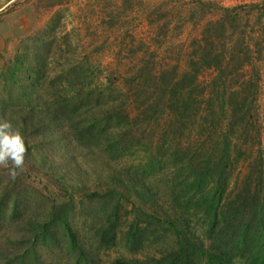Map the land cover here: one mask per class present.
Returning <instances> with one entry per match:
<instances>
[{
  "label": "rangeland",
  "instance_id": "1",
  "mask_svg": "<svg viewBox=\"0 0 264 264\" xmlns=\"http://www.w3.org/2000/svg\"><path fill=\"white\" fill-rule=\"evenodd\" d=\"M226 9H235L238 16L225 14ZM212 22L216 26L223 22L227 28L214 26L222 33V38L214 40V53L221 51L224 42L234 45L244 36L242 48L247 47L251 58L244 65V78L251 83L246 89L256 128L249 131L246 142L250 150L244 157L234 151L229 154L233 165L227 166L219 180L228 186V196L236 184L257 181V166L251 168L250 162L259 157L264 163V0H0V109L7 92L13 95L0 120L12 124L26 147L22 170H17L14 180L8 169L0 167V264H77V260L80 264H169L180 235L166 223L170 217H181L179 227L193 233L196 243L207 241L203 207L191 203L178 212L174 190H179L168 182L174 178L179 183L184 177L185 169L179 166L193 163L190 156L198 152L199 142L203 155L222 156L218 145H223L230 121L223 117L230 113L211 119L207 116L209 101L204 100L207 104L198 109L197 118L208 119H199L203 128L194 130L191 138L192 123L166 120L169 108L163 100L167 93L161 77L167 72L181 76L191 70L189 60L203 29ZM26 55L31 60L41 58L44 77L37 93L25 98L10 84L7 70L17 56ZM198 69L204 86L218 74L215 68ZM69 75H80V82L71 87L79 93L74 104L66 109L51 105L57 90L64 91ZM21 80L27 81L22 75ZM90 87L95 94L115 89L111 95L117 97L116 114L125 104L123 94L138 95L129 110L131 118L136 113L141 116L133 120L137 124L132 130L119 131V152L107 150L106 135L83 132L95 116L104 117L107 112L101 104L108 99L106 91L97 97L99 102H92L86 98ZM240 89L238 85L231 88ZM31 109H35L33 118ZM49 110L56 113L57 120L47 119ZM196 112L191 109L188 114ZM116 114L108 119L109 129L114 124L123 126ZM185 140L192 147L186 159L180 148L177 166L172 153ZM156 157L161 159L160 166L153 165ZM193 196L194 191L189 193ZM63 204L70 205L69 223L78 234L81 250L69 243L70 237L60 227L55 242L49 245L36 235L49 212ZM107 218L117 231L113 246H105L100 238ZM134 222L141 228L138 248L127 242ZM81 251L84 257L80 258ZM197 264L207 263L201 259Z\"/></svg>",
  "mask_w": 264,
  "mask_h": 264
},
{
  "label": "trees",
  "instance_id": "2",
  "mask_svg": "<svg viewBox=\"0 0 264 264\" xmlns=\"http://www.w3.org/2000/svg\"><path fill=\"white\" fill-rule=\"evenodd\" d=\"M229 12L236 13L238 16L235 9H226L225 14H229ZM218 24H222L224 25V29L226 28L225 23L221 22ZM216 25L212 22L203 29L202 38L198 41L195 54H193V57L189 60L190 71L183 73L181 76H179L177 72H167V74L161 77L164 82L163 90H165L168 95H163V100H166L165 104H168L166 106L169 108L168 113H166V116L169 118L166 117V120L173 119L175 122L187 121L192 123L191 129L188 130L191 134V138L194 130L199 128L202 130L203 128V125L198 123L200 118H203L202 120L204 121L208 119L209 116L211 119H216L215 116L217 115L224 112L230 113L228 117H223V119H230V121L227 124L226 132L228 131V134L224 135L223 145H218V150L222 151V156L218 159L215 158L214 153L213 155L209 153H204L207 155H203V153H200L203 149L202 147L199 148L201 143L199 142L195 147L198 152H194L190 156V160L193 161V163L189 164V166H179L177 162L181 157H178L180 148L184 152L182 156L186 159V153L190 152L192 147L191 143H189L190 140L188 142L187 140L183 143L180 142L177 149L172 153L173 163L179 166L180 169H185L184 177L178 179L179 183H174V178L168 182L169 186L172 184L173 190H179H174L175 207L181 209L178 212L182 211L185 207H190L191 203H195L197 208L203 207L202 223L205 225L204 233L207 241L196 243L191 237L193 233L187 232L185 228L181 229L179 227L180 222L178 219L181 217H175L177 212H174L175 218H168L166 223H169L176 233L180 235L179 241L177 242L178 249L173 252L174 259L169 264H197L201 259H204L207 264H264L263 160L257 157V161L250 162L249 164L251 168L257 166L255 168L258 172V175H256L257 181H243L241 186L236 184L231 190L230 195L227 196L226 194L228 186L219 182L223 174L226 173L227 166L233 165L229 154L234 151L238 155L244 157L246 151L250 150V146L246 141L247 136H249V131L256 128L254 124L256 119L250 106L252 100L250 101L247 98L248 90L246 87L249 85L248 88H250L251 83L248 84L250 80H245L244 78V65L251 59L247 47L245 46L242 48L244 36H239L241 39H238L234 45L224 42L220 49L221 51L216 54L214 53L216 52L214 51L216 50L214 40L216 38H222V33H218V29H214ZM226 25L229 26V23ZM224 32L226 31L224 30ZM236 47H239V49H236ZM241 54L244 55V58L247 56L245 58L246 60L242 58ZM28 57V55H26V58L17 56L15 59L16 62L11 63L7 70L11 75L7 76L11 79L10 84L14 85L16 88L15 91H20L25 98L30 93H37L38 85L41 86L40 83L44 77L40 61L41 58L38 56L31 60ZM202 67L215 68L218 72L217 75H213V78L205 86L201 85L199 82L201 71H199L198 68ZM21 75L27 79L26 83H22ZM221 75H223V77H221ZM79 77L80 75L77 76V78L71 77V75L65 77L64 88L62 89L66 93L62 96L64 91L60 94L61 91L57 90L51 105L55 106L57 104L64 109L71 107L74 104L72 101L79 95L78 91L71 89V87H76V84H73V82H77L78 84V82H80L78 81ZM83 77L85 80L87 79V76ZM234 85H238L239 88L241 87L240 91H232L231 88ZM84 86L85 85L82 84V87ZM114 90L115 89L106 88V90H101V92L95 94L96 92L93 91V88H89L86 94H89V96L86 98L92 102H99L97 97L102 96L103 91H106L108 99L105 103L101 104L106 105L107 117L106 113L104 117L95 116L91 121L92 123L84 127L85 129L83 132L85 131L87 135H95L98 137L106 135L107 150L110 152H119V147H121L118 141L121 137L119 131L126 128L132 130V126L137 124L133 122V120L141 116V113H136V116L131 118L130 114L132 113L129 107L131 108V106H133L138 95L137 93H126L123 94L122 97L125 104L120 105L122 107L119 108V111L117 110V115L115 110L119 105L114 103L117 97L111 95L114 93ZM206 93H208V96L204 97ZM241 93H243V95L239 99L237 96ZM202 95L203 99L201 98ZM12 96V92L10 93L9 90L6 98L2 101L5 103L0 109V113L3 114V117H5L4 114H6L10 108ZM195 97H198V99H195ZM204 100L206 102L209 101L208 105L210 109L208 111V117H201L198 115L199 117L197 118L198 109H201V105L206 103ZM191 109L197 112L191 115L188 114ZM34 110L35 109H31L30 118H33ZM144 112H147V110L144 109ZM114 114L118 116V120H121L123 126L121 127L120 124H114L109 129V125L106 127V124L110 116ZM45 115L47 119L57 120L56 113L52 115L50 110L47 111ZM117 125H120V129L115 131ZM47 126L51 128V125ZM209 128L211 131V127ZM200 130L197 132L199 133ZM236 134L238 136H236ZM242 138H245V140H242ZM185 159H182V162H180L184 164ZM160 163L161 159L156 157L153 165L160 166ZM192 191H194V196L189 197V193ZM97 197L101 198L102 196L97 195ZM69 206V204H63L54 207L53 210L49 212V216L40 223L39 231L36 235L45 245L51 244L53 240L55 242L56 228L60 227L63 233H65L67 237H70L69 243L73 244L75 248L78 247L80 250L82 249V246L79 245V241H77L78 234L69 223L71 222V216L68 210ZM107 220L108 225L101 231L100 238L105 246H113L116 241L117 231L110 221L111 218H107ZM140 231L141 228L138 222H134L130 225L127 242L131 248L139 247ZM80 255V258L82 256L84 257V251H81ZM77 264H80V260H77ZM128 264L132 263L128 262Z\"/></svg>",
  "mask_w": 264,
  "mask_h": 264
},
{
  "label": "clouds",
  "instance_id": "3",
  "mask_svg": "<svg viewBox=\"0 0 264 264\" xmlns=\"http://www.w3.org/2000/svg\"><path fill=\"white\" fill-rule=\"evenodd\" d=\"M26 153L25 142L7 120H0V167L8 169L11 179L22 170Z\"/></svg>",
  "mask_w": 264,
  "mask_h": 264
}]
</instances>
